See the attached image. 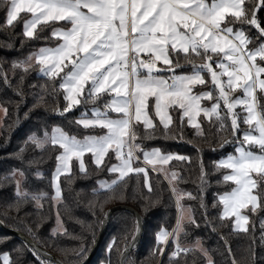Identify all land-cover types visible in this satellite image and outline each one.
<instances>
[{
    "label": "snow or ice",
    "instance_id": "obj_1",
    "mask_svg": "<svg viewBox=\"0 0 264 264\" xmlns=\"http://www.w3.org/2000/svg\"><path fill=\"white\" fill-rule=\"evenodd\" d=\"M0 9L9 29L22 22V44L24 40L56 41L55 46L39 47L11 64L14 74L21 73L20 84L31 71L50 82L51 90L46 86L33 107L48 104L47 96L57 116L81 108L73 123L87 132L78 137L60 125L50 129L44 125L27 136L25 147L14 156L31 167L54 153V195L23 188L27 180L24 169L13 168L0 175V188H14L15 199L6 206L8 212L16 213L14 219L23 222L19 213L28 203L38 210L48 199L63 204L61 177L73 178V161L79 173L88 175L85 156H89L96 169L106 168L113 176L110 181H97L99 187L91 192L95 199L89 202L93 208L102 210L109 202L126 199L133 181L131 195H138L148 207L149 201L160 199L152 176L167 181L178 216L171 231L161 228L156 233L153 258L163 257L171 247L169 264H197L200 259L215 264L200 238L187 246L181 243L182 236L189 235V225L200 227L195 209L183 203L185 199L198 201L203 221L213 232L227 227L229 235H248V252L254 258L257 243L264 246V219L259 222L257 240L256 225L250 218L264 211V21L258 15L264 10V0H0ZM252 29L254 35L249 34ZM45 31L48 36L41 35ZM184 67L191 70L178 71ZM0 81L12 86L2 65ZM16 95L21 97L17 103H22L24 93L19 85ZM0 113V129L11 127L5 125L9 108L3 103ZM174 113H178V122ZM205 124L221 149L235 145L233 153L213 161L214 171L220 174L217 182L231 186L217 194L212 205L221 209L215 218L219 224L207 215L203 199L210 182L202 150L196 148L201 194L197 196L179 187L187 181L173 164L190 166L191 157L161 148L145 150L140 143L157 138L158 132L165 140H183L184 127L207 142ZM27 146L39 150V157L26 160ZM113 158L117 163L109 165L107 161ZM34 175L43 179L39 170ZM56 220L52 236L66 235L59 211ZM134 231H141L139 217ZM220 239L232 256L228 238L221 234ZM132 246L125 244L121 250L113 240L108 252L115 249L120 264H128ZM71 254L83 259L86 248L80 245ZM32 255L38 264H48L34 249ZM2 260L12 264L7 253ZM232 264H237L234 257Z\"/></svg>",
    "mask_w": 264,
    "mask_h": 264
},
{
    "label": "trees",
    "instance_id": "obj_2",
    "mask_svg": "<svg viewBox=\"0 0 264 264\" xmlns=\"http://www.w3.org/2000/svg\"><path fill=\"white\" fill-rule=\"evenodd\" d=\"M258 15L264 21V10H261ZM21 24L22 22L17 24L14 29H9L5 25L4 11L0 9V65L8 72L12 85L8 87L3 81H0V103L5 104L9 108V117L5 120V125H12L11 127L0 129V175L7 174L13 168L24 169L27 173V180L23 182L22 187L30 193L45 192L51 197V173L55 166L54 153L49 152L42 162L31 167L21 164L14 154L21 147H25L24 142L30 133L39 132L44 125L49 126V129L53 125H60L66 131L78 137H82L87 132L73 123L74 119L80 115L81 108L75 109L65 117L57 116L52 112L53 104L47 96L48 104L37 108L33 107L38 100V96L45 92L46 86L49 91L51 90L50 82L37 71H31L24 74L23 83L20 84L19 76L21 73L17 70L14 74L11 71V64L14 61L24 60L39 47L54 46L56 41L51 39L24 40L22 44L21 40L24 38L21 35ZM249 34L254 35L255 30L252 29ZM41 35L48 36L49 32L45 31ZM190 70V67H184L178 71L189 72ZM18 85L24 93L22 103H17L21 101V97L16 95ZM33 85L35 87H32ZM58 99L61 106H63L62 95H59ZM88 107L90 108L91 105H88ZM25 113H28L27 118H25ZM174 118L178 122V113H174ZM205 129L207 142L203 138L196 137L193 129L184 127L183 140H165L158 132L157 138L142 140L140 143L145 150L161 148L165 152L179 153L191 157L193 163L190 166H181L175 161L173 164L176 165L175 170L179 171L187 181L180 183L179 187L197 196L201 194L197 188L199 168L197 166L198 156L196 148L199 147L202 150V159L208 171V180L210 182L203 193V199L207 205V215L212 218L213 223L219 224L220 222L215 218L221 209L214 208L212 205L217 194L230 190L231 186L217 182L220 174L214 171L213 161L233 153L235 145L228 144L221 149L217 143V138L208 132L207 124H205ZM188 141H191V143H188ZM213 147L216 148L215 151L211 150ZM24 155L27 160L38 158L40 153L39 150H33L31 146H27ZM85 162L88 167V175L85 176L79 173L76 163L73 161V178L68 180L66 177H61L63 204L53 205V202L48 199L43 202L42 210H38L33 203L23 205L19 213L23 217V222L14 219L16 216L15 212L7 211V204L15 199L13 186L5 185L0 188V223L6 228L21 233L46 255L57 258L62 264H81L90 252L105 212L113 206H125L139 215L142 221L141 238L136 248L129 253L128 264H169L168 254L171 251V247H169L163 257L153 258L152 256V251L156 244V233L161 228L171 231L177 215L174 199L168 191L165 180L161 176H152L153 184L156 187V195L160 197L159 202L153 203L149 201V206L145 207L144 200L140 199L138 195L135 197L131 195L132 185L135 184L133 181L129 187V195L126 199L109 202L101 210L99 206L93 208L89 204L90 201L95 199L91 195L92 189L99 187L97 181H110L113 176L109 174L106 168L102 171L96 169L91 163L89 156H85ZM107 163L109 165L114 164L115 159L113 158ZM37 170L43 173V179L34 175ZM136 192H140L139 187L136 188ZM183 203L193 206L196 218L200 222L199 228L188 226L189 235L181 238L183 245H190L197 238H200L215 264H232L233 257L237 264H264V246H260L257 243L255 256L254 258L251 257L248 252L250 244L248 235H229L230 229L227 227H217V230L213 232L203 221V209L200 208L198 201L185 199ZM57 211H59L63 220L64 228L67 229V234L54 237L52 236V229L56 223ZM25 212L29 213V215L25 216ZM250 218L252 223L256 225L258 240L259 222L264 218V211ZM135 227L136 220L130 212L126 210L114 211L88 264L101 262L118 264L119 253L113 249L111 254H109V244L115 240L116 247L122 250L125 244H129L132 241V237L135 235ZM28 229H31L32 232L29 233ZM221 234L228 238L232 256L225 250L223 241L220 239ZM80 245L85 246L86 254L83 259H76L71 254V250L78 249ZM18 248L23 249V251L17 252L16 249ZM3 253L9 254L12 264H38V261L32 255V249L28 245L0 230V255ZM47 262L48 264H53L50 261ZM197 264H205V261L200 259Z\"/></svg>",
    "mask_w": 264,
    "mask_h": 264
},
{
    "label": "water",
    "instance_id": "obj_3",
    "mask_svg": "<svg viewBox=\"0 0 264 264\" xmlns=\"http://www.w3.org/2000/svg\"><path fill=\"white\" fill-rule=\"evenodd\" d=\"M116 210H126L128 212H130L134 217H135V220L137 221V217H139V221H140V227H141V231L136 234L135 233V239L129 243L130 245H133L130 249H129V253L134 250L137 246V244L139 243L140 241V238H141V234H142V221H141V218L139 215H137L132 209L128 208V207H125V206H113V207H110L106 212L105 214H108L107 216L104 215L103 217V220L100 224V227H99V230H98V233L95 237V240L93 242V245L90 249V252L88 253L86 259L81 263V264H88L91 260V258L93 257L97 247H98V244L100 242V239L101 237L103 236L105 230H106V227H107V224H108V221L110 219V216L111 214L116 211ZM0 230L3 231V232H6L8 234H10L11 236H13L14 238L18 239L19 241L25 243L26 245H28L31 249H34L36 252L39 253L40 257L44 260H47V261H50L52 262L53 264H62L57 258L53 257V256H48L46 255L42 250H40L39 248L36 247V245L30 241L28 238H26L25 236H23L21 233L15 231V230H12V229H9V228H6L4 227L1 223H0ZM118 264H120V256L118 257Z\"/></svg>",
    "mask_w": 264,
    "mask_h": 264
},
{
    "label": "crops",
    "instance_id": "obj_4",
    "mask_svg": "<svg viewBox=\"0 0 264 264\" xmlns=\"http://www.w3.org/2000/svg\"><path fill=\"white\" fill-rule=\"evenodd\" d=\"M55 46V45H54ZM151 150V149H150ZM76 163V162H75ZM115 163H117V161L115 160ZM114 163V164H115ZM94 165V164H93ZM76 166H77V164H76ZM95 166V165H94ZM54 168H55V166H54ZM54 168H53V170H52V172L54 171ZM77 169H78V166H77ZM79 171V170H78ZM51 175H52V173H51ZM162 177V176H161ZM163 178V177H162ZM166 182V184H167V181H165ZM167 186H168V184H167ZM51 189H52V187H51ZM52 195H54V192H53V189H52ZM53 202V201H52ZM53 205H56V204H54V202H53ZM177 216H178V214H177ZM264 219V218H263ZM3 254H5V253H3ZM3 254H1L0 255V264H3V260H2V256H3ZM98 264H105V263H103V262H101V263H98Z\"/></svg>",
    "mask_w": 264,
    "mask_h": 264
},
{
    "label": "rangeland",
    "instance_id": "obj_5",
    "mask_svg": "<svg viewBox=\"0 0 264 264\" xmlns=\"http://www.w3.org/2000/svg\"><path fill=\"white\" fill-rule=\"evenodd\" d=\"M0 117H3V114H2V113H0ZM177 214H178V213H177ZM176 221H177V215H176L175 224H176ZM175 224H174L173 228L175 227ZM54 228H57V220H56V223H55L53 229H54ZM53 229H52V231H53Z\"/></svg>",
    "mask_w": 264,
    "mask_h": 264
}]
</instances>
